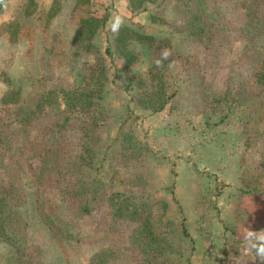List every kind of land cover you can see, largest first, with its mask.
I'll list each match as a JSON object with an SVG mask.
<instances>
[{
  "label": "rangeland",
  "instance_id": "rangeland-1",
  "mask_svg": "<svg viewBox=\"0 0 264 264\" xmlns=\"http://www.w3.org/2000/svg\"><path fill=\"white\" fill-rule=\"evenodd\" d=\"M51 1L34 0V10L29 17L24 15L27 0H3L0 3L1 129L3 124L8 131L18 129L20 124L14 116L16 110L35 106L41 94L53 90L52 96L56 97L57 102L52 104L53 107L44 105L41 114L31 122L36 126H31L28 131L32 134L35 128L39 135L46 136L56 113L65 108L62 90L85 83L87 63L82 61L93 56H82L75 62L68 58L76 30L70 12L74 0H65L58 16L52 22L48 21L44 28ZM205 1L212 11L218 13L215 15L217 30L209 45H204L189 33L187 17L177 6L167 3L164 7L166 27L154 23L157 28L162 27L158 29L161 30L158 31L159 35L170 38L169 45L164 48L179 54L180 60L183 58L181 63L179 60L171 62V67L166 71V86L168 89L176 87L177 96L162 111L138 113L135 121L125 119L121 114L123 105L116 99H125L130 92L123 84L122 70L113 69L115 61L112 62L108 82L116 99L113 97L102 102L108 109L105 141L112 144L110 152H118L120 143L115 137L119 130H126L133 131L136 135L134 142L143 146L138 158L128 164L121 157H115L116 165L121 168L119 177L125 178L137 172L147 173L151 189L161 188L175 180V194L186 215L188 232L196 244L191 264H256L250 251L247 255L243 254L247 246L238 241H264V234H258L264 230V192L255 188H264V178L261 176L264 134L258 135L256 132L264 129V122L258 128L252 116L255 107L252 102L264 98V89L255 98L259 87L253 82L254 71L260 67L264 37L256 38L255 45L243 48L245 40H242L240 29L244 18L239 0ZM126 2L97 0L92 5L95 13L103 16L104 29L109 37H112V23L117 16L121 19L127 16L133 22L152 27L146 13L129 17L125 10ZM145 45H136L142 55L132 71L146 79L149 61L157 56L151 46ZM228 75L232 76L235 90L245 88L249 98L241 101L244 102L240 108L242 113L241 110L232 113L231 122L228 120L230 125H207V120L218 119L219 114L210 106V99L224 92ZM17 87L21 89L19 105L3 104L1 95L9 88ZM259 114L264 118L262 109H259ZM244 122L246 132L237 135L234 153L230 149L217 154L211 152L223 137L217 133L218 127L225 130L222 133L228 131L236 135ZM247 133L251 135L247 136ZM63 134L73 143L80 137L75 125ZM200 143L204 147L194 149V144ZM34 144L43 145L39 141H34ZM33 151L39 150L33 147ZM231 163L234 165H229ZM30 164L38 168V158L33 157ZM172 171L176 174L172 175ZM30 173L28 169L21 178L27 193L25 203L19 209L29 226V241L38 246L43 264H87L86 258L106 245H113L120 251L123 264H140L143 261L140 252L128 249L131 243L128 234L133 224L115 218L105 200H101L99 206L89 214L81 215L78 208L71 205L76 201V195H70L69 204L56 189H49V212L72 238L62 233L54 234L49 227L43 226L37 217L33 192L35 184ZM252 173L256 175L255 184H250ZM6 176L0 172V184L7 179ZM216 180L226 183L224 201H215L213 184ZM240 188L256 191L244 194ZM210 202L215 208L220 207L219 214ZM218 217L228 226L222 225L223 220H218ZM248 230L257 234L247 235ZM15 253L13 246L0 239V264H11Z\"/></svg>",
  "mask_w": 264,
  "mask_h": 264
},
{
  "label": "trees",
  "instance_id": "trees-1",
  "mask_svg": "<svg viewBox=\"0 0 264 264\" xmlns=\"http://www.w3.org/2000/svg\"><path fill=\"white\" fill-rule=\"evenodd\" d=\"M64 1H51L44 28L48 21L52 22L53 18L58 16ZM96 1L74 0L71 8V20L76 30L72 52L68 58L71 62H75L82 56L93 57L92 59L86 57L87 59L82 61L87 63L85 83L62 90L65 108L56 113V118L50 129L46 131V136L39 135L35 128V133L31 134L28 131L31 126H36L31 122L41 114L43 106L53 107L52 104L57 102L56 97L52 96L53 90L41 94L35 106L16 110L14 116L20 124L18 129L8 131L4 124L2 129L0 128V172L7 175V179L0 184V239L15 248L16 253L11 264H43L38 254V246L29 241L31 236L29 226L19 209L25 203L27 193L21 178L25 171L30 169L35 184L33 192L38 220L43 226L49 227L54 234L62 233L72 238L49 212L50 204L47 199L49 189H56L62 199L69 201V204L70 195H76V201L71 205L78 208L81 215L89 214L92 209L99 206L101 200H105L110 213L115 218L133 224L130 225L131 230L128 234L131 242L128 249L143 255L140 264H191L196 244L188 232L186 215L175 194V180L161 188L151 189V182L146 178L147 173L137 172L125 178L119 177L121 168L116 165L115 157H121V160L128 164L138 158L143 146L134 142L136 135L133 131L119 130L115 140L120 143V149L118 152L115 150L110 152L113 148L112 144H107L105 141L108 109L102 102L113 97L116 99L108 82L112 62L115 61L113 69L122 70L123 84L130 92L125 99H116L123 105L124 110H121V114L125 119L135 121L138 113L162 111L167 103L177 96L176 87L168 89L166 86V71L169 70L171 62L179 60L181 63L183 58L181 57L180 60L179 54L171 52L169 59L163 62L162 68L155 66L154 61L161 56L162 49L169 45L170 38L159 35L158 31L161 30L158 29L162 27L157 28V24L154 23L158 22L166 27L164 7L167 3L177 6L187 17L189 33L204 45H209L217 30L215 15L218 13L212 11L205 0H127L125 10L129 13V17L133 14L146 13L152 27L133 22L124 16L118 32L112 31V37H109L104 29L103 16L96 14L92 8ZM239 3L244 18L243 27L240 29L242 40H245L243 48H247L251 44H256V38L264 37V0H239ZM32 5H35L34 0H27L24 6L26 17L32 14L34 10ZM138 43L146 44V47L151 46L157 56L156 59L149 61L151 63L148 65L146 79L132 71L139 56L142 55V51L136 47ZM260 55V67L253 74V82L259 87L255 98L264 89V44ZM226 82L224 92L217 98L210 99V106L217 110L219 116L216 121L207 120V125H230L228 120L232 113L241 110L244 103L241 101L249 98L245 88L235 90L231 75H228ZM20 98L19 87L9 88L1 95V102L19 105ZM263 99L252 102L255 106L252 116L258 128L264 122V118L259 114V109L264 112ZM72 125H75L76 130L80 132V137L75 143L67 140L63 134ZM240 125L242 127H239L236 135L228 131L222 133L225 130L218 127L217 133L223 137L211 152L217 154L221 150L230 149L234 153L233 146L237 145V135H243L247 128L246 122ZM256 132L258 135H263L264 129ZM250 135L247 133V136ZM34 141L42 142L43 145H35ZM33 147L39 151H33ZM196 147L204 146L202 143L194 144V149ZM33 157L38 158V168L30 164ZM262 159L261 176L264 178V155ZM174 172L172 171V175L176 174ZM250 179V184L257 183L254 173L251 174ZM225 185L223 180H216L213 184V190L216 191L215 201H224L226 198L223 196ZM255 188L264 192V188ZM254 190L240 191L246 194L254 193ZM211 206L215 208L213 203ZM215 209L218 214L221 212L219 206ZM218 220L223 219L218 217ZM221 224L228 226L224 220ZM238 243L251 247L264 244V241L239 240ZM237 249L240 250L238 246ZM254 251L255 249L250 251L254 262L264 264V261L256 257ZM121 257L120 251L115 246L106 245L93 252L86 261L87 264H123ZM65 264L69 263L65 262Z\"/></svg>",
  "mask_w": 264,
  "mask_h": 264
},
{
  "label": "clouds",
  "instance_id": "clouds-1",
  "mask_svg": "<svg viewBox=\"0 0 264 264\" xmlns=\"http://www.w3.org/2000/svg\"><path fill=\"white\" fill-rule=\"evenodd\" d=\"M0 3H3V0H0ZM123 21L122 19L117 16L115 18V22L112 23V31L118 32L119 27L122 25ZM171 56V51L167 48L162 49L161 52V56L159 58H157L154 61V64L157 68H162L164 66V61L168 60L169 57ZM169 67H171V64L169 65ZM251 234H257V233H253L252 231H247V235H251ZM258 234H264V230L259 231ZM253 249H255V255L256 257L260 260V261H264V244H260V245H252L251 247H246L244 248V252L243 254L247 255L249 253V251H252Z\"/></svg>",
  "mask_w": 264,
  "mask_h": 264
}]
</instances>
